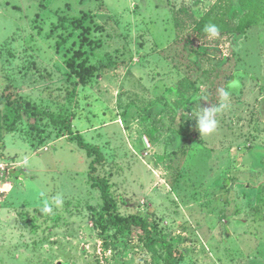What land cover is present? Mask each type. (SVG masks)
I'll return each instance as SVG.
<instances>
[{
    "label": "rangeland",
    "instance_id": "1",
    "mask_svg": "<svg viewBox=\"0 0 264 264\" xmlns=\"http://www.w3.org/2000/svg\"><path fill=\"white\" fill-rule=\"evenodd\" d=\"M3 92L98 146L118 214L146 218L176 264H264V0H0ZM32 123L1 132L0 264H164L139 230L104 227L92 158Z\"/></svg>",
    "mask_w": 264,
    "mask_h": 264
},
{
    "label": "trees",
    "instance_id": "2",
    "mask_svg": "<svg viewBox=\"0 0 264 264\" xmlns=\"http://www.w3.org/2000/svg\"><path fill=\"white\" fill-rule=\"evenodd\" d=\"M23 117L33 121L32 124H29V127L33 130L38 127L40 121H49L53 128L63 132V136L66 137L67 141L76 143L78 148L86 153L87 157L92 158L89 165L88 178L92 181V185L100 191L104 227L110 228L115 234L120 236L127 235L135 229L139 230L144 235L143 245L145 249L155 252L159 248L165 253L164 264H176L175 251L171 241L156 235L146 218L138 214L127 217H122L118 214L108 180L94 175L96 166L105 161V157L98 146L88 144L82 134L73 133L70 121L53 112L42 109L30 110L28 104L23 101L16 100L5 92L0 93V141L2 139L1 132H12Z\"/></svg>",
    "mask_w": 264,
    "mask_h": 264
},
{
    "label": "clouds",
    "instance_id": "3",
    "mask_svg": "<svg viewBox=\"0 0 264 264\" xmlns=\"http://www.w3.org/2000/svg\"><path fill=\"white\" fill-rule=\"evenodd\" d=\"M204 31L211 35L212 37H216L219 35V29L214 24H209L205 26ZM222 100H226L228 98V92L221 90L220 92ZM226 107L225 104H221L219 106H212L211 108H203L201 112L198 113L195 117L197 118V127L200 134H211L217 128L218 121L216 119V114L221 111L222 108ZM22 164H28V158L25 157L22 161ZM55 207H60L63 204V199L61 195H56L52 198L51 202L45 201L44 207L42 211L44 213H51L53 210L52 205Z\"/></svg>",
    "mask_w": 264,
    "mask_h": 264
},
{
    "label": "built area",
    "instance_id": "4",
    "mask_svg": "<svg viewBox=\"0 0 264 264\" xmlns=\"http://www.w3.org/2000/svg\"><path fill=\"white\" fill-rule=\"evenodd\" d=\"M14 167V164L0 160V206L13 188V182L10 179L12 175L11 171Z\"/></svg>",
    "mask_w": 264,
    "mask_h": 264
}]
</instances>
